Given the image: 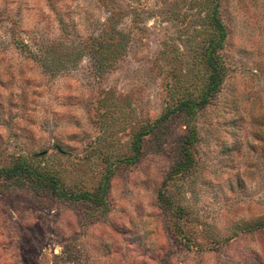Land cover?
Segmentation results:
<instances>
[{
    "label": "rangeland",
    "instance_id": "obj_1",
    "mask_svg": "<svg viewBox=\"0 0 264 264\" xmlns=\"http://www.w3.org/2000/svg\"><path fill=\"white\" fill-rule=\"evenodd\" d=\"M217 5L220 92L126 164L173 69L187 85L205 72ZM189 127L194 167L169 180ZM20 161L67 194L110 179L97 207L1 177L0 264H264V0H0V171Z\"/></svg>",
    "mask_w": 264,
    "mask_h": 264
},
{
    "label": "trees",
    "instance_id": "obj_2",
    "mask_svg": "<svg viewBox=\"0 0 264 264\" xmlns=\"http://www.w3.org/2000/svg\"><path fill=\"white\" fill-rule=\"evenodd\" d=\"M218 8L219 5L214 7L212 14V23L214 26V31L211 34L209 43L206 47V50L202 53L201 56L202 64L204 66V73L199 77L202 69L195 70V77L198 79L197 83L186 84L182 82L180 73H175L176 68L173 69V74L171 75L173 84H167L169 88V100L170 102L166 105V110L162 117L154 125L150 127H145V130L140 133H135L133 135L132 142V155L125 158L126 164L136 163L140 156L144 152L143 138L144 134H149L157 126L166 123L171 118L175 116L188 115L189 118H192L196 113L205 109L212 100L220 92L222 85L226 79V65L221 56L220 50L223 48L227 32L222 25L218 17ZM172 86V87H171ZM197 141V132L194 127H189V133L185 137L182 147H181V156L177 165L173 168L172 173L170 174L169 180H173L183 174L189 173L195 164L194 158V148ZM120 161L119 163H123ZM25 176L32 177L33 179L39 180L38 178L45 179L49 184L52 190L58 194V196L67 201L75 202H84L88 204H94L97 207H102L105 204V196L107 193V188L109 184L110 176L106 175L103 179L104 183L99 186L98 191L94 193H89L87 191H81L75 194H67L62 189H60L59 183L54 178L46 177V175H41L39 172H35L32 167H30L26 162L20 161L11 169L6 171H0V178L7 177V179L12 178H22ZM166 183L163 184V187H166ZM164 194V193H163ZM167 195L161 196L160 200L163 205H168ZM170 203V201H169ZM169 206V205H168ZM172 207V206H171ZM170 209V206L167 207ZM178 213L179 217L184 216V210L178 208L175 210ZM181 219V218H179ZM258 227H264V223H258ZM178 240L183 242L184 237L181 238L180 235L176 234Z\"/></svg>",
    "mask_w": 264,
    "mask_h": 264
}]
</instances>
